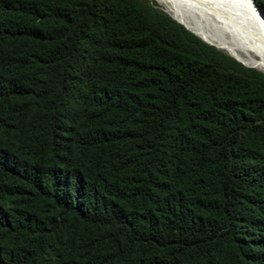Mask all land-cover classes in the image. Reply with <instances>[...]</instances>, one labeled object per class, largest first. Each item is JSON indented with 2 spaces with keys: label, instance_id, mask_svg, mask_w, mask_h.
<instances>
[{
  "label": "trees",
  "instance_id": "1",
  "mask_svg": "<svg viewBox=\"0 0 264 264\" xmlns=\"http://www.w3.org/2000/svg\"><path fill=\"white\" fill-rule=\"evenodd\" d=\"M182 25L0 0V264H264V72Z\"/></svg>",
  "mask_w": 264,
  "mask_h": 264
},
{
  "label": "bare ground",
  "instance_id": "2",
  "mask_svg": "<svg viewBox=\"0 0 264 264\" xmlns=\"http://www.w3.org/2000/svg\"><path fill=\"white\" fill-rule=\"evenodd\" d=\"M155 1L216 45L264 65V18L250 0Z\"/></svg>",
  "mask_w": 264,
  "mask_h": 264
},
{
  "label": "rangeland",
  "instance_id": "3",
  "mask_svg": "<svg viewBox=\"0 0 264 264\" xmlns=\"http://www.w3.org/2000/svg\"><path fill=\"white\" fill-rule=\"evenodd\" d=\"M149 1V3L150 4H153L155 7H157V8H159L160 10H162L163 12H165L164 10H163V7L158 3V2H156L155 0H148ZM162 8V9H161ZM167 15H169L167 12H165ZM170 16V15H169ZM178 23H180V24H183L184 26H186L189 30H191L192 32H194L200 39H202V40H204V41H207V42H209V43H211V44H209V45H212V46H214L215 48H217L218 50H220V51H222V52H224V53H229V54H232V55H237V56H240L241 58H243L245 61H246V63H244V64H246V65H244L243 63H242V65H244V66H246V67H251V68H254V69H257V70H259V71H261V72H264V65L262 64V63H259V62H257V61H254V60H249L248 58H246L245 56H243L242 54H240V53H237V52H232V51H228V50H226V49H224V48H222V47H220V46H218V45H216L215 43H213L212 41H210L209 39H207V38H205V37H203V36H201L199 33H197L194 29H192L191 27H189L188 25H186V24H184V23H181V22H179V21H177ZM194 34V35H195ZM234 57H236V56H234ZM237 58V57H236ZM235 58V59H236ZM241 61V60H240Z\"/></svg>",
  "mask_w": 264,
  "mask_h": 264
},
{
  "label": "water",
  "instance_id": "4",
  "mask_svg": "<svg viewBox=\"0 0 264 264\" xmlns=\"http://www.w3.org/2000/svg\"><path fill=\"white\" fill-rule=\"evenodd\" d=\"M251 1V3L256 7V5L253 3V1L252 0H250ZM257 8V7H256ZM257 10H258V8H257ZM258 12L263 16V18H264V15L258 10ZM171 17V16H170ZM172 18V17H171ZM173 19V18H172ZM176 21V20H175ZM177 22V21H176ZM182 25V24H181ZM183 26V25H182ZM183 27H185V26H183ZM186 28V27H185ZM187 29V28H186ZM202 40V39H201ZM202 41H204V40H202ZM205 42V41H204ZM207 43V42H206ZM209 44V43H208ZM232 57V56H231ZM235 59V58H234ZM236 60V59H235ZM239 62V61H238ZM242 64V63H241Z\"/></svg>",
  "mask_w": 264,
  "mask_h": 264
}]
</instances>
